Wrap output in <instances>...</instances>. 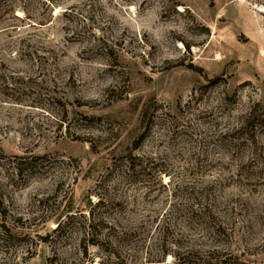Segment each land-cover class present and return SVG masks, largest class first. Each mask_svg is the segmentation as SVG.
<instances>
[{"label": "rangeland", "instance_id": "374dc122", "mask_svg": "<svg viewBox=\"0 0 264 264\" xmlns=\"http://www.w3.org/2000/svg\"><path fill=\"white\" fill-rule=\"evenodd\" d=\"M0 264H264V0H0Z\"/></svg>", "mask_w": 264, "mask_h": 264}, {"label": "trees", "instance_id": "16d2710c", "mask_svg": "<svg viewBox=\"0 0 264 264\" xmlns=\"http://www.w3.org/2000/svg\"><path fill=\"white\" fill-rule=\"evenodd\" d=\"M257 105H259V104H257ZM255 112H256V111L253 109V110H252V115H251V117L253 116V117H252V121H251L252 124L254 123V119L258 118V117L261 115L260 113H258V112L255 113Z\"/></svg>", "mask_w": 264, "mask_h": 264}]
</instances>
